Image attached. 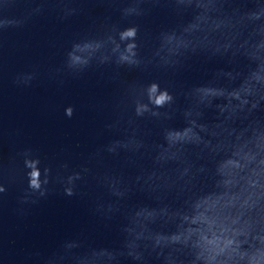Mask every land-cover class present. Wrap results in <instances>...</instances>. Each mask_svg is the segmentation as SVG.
I'll return each mask as SVG.
<instances>
[{"label":"water","instance_id":"95a60500","mask_svg":"<svg viewBox=\"0 0 264 264\" xmlns=\"http://www.w3.org/2000/svg\"><path fill=\"white\" fill-rule=\"evenodd\" d=\"M37 6L33 0H16L4 13L9 19L28 18L24 27L0 33V158L5 162L17 152L31 149L39 157L41 167L52 166L56 170L60 164L67 163L70 170H78L98 148L122 138V133L109 131L105 125L113 118L112 105L123 94L125 85L132 83L156 82L175 95L177 111L172 119L138 121L146 144L163 143L164 128L186 126L183 111L189 101L184 93L212 81L219 71L246 75L254 67L243 56L236 62L193 56L179 70L155 65L146 68L105 66L89 70L80 78L67 77L60 87L56 69L79 37L103 39L108 24L123 29L134 22L140 28L141 55L148 58L158 46L161 31L188 23L194 13L190 11L181 16L169 8H154L149 15L129 21L122 18L120 11L127 6L126 0L116 3L85 0L80 5L84 8L81 15L60 22L54 14L48 13L29 18ZM234 6L244 5L237 0ZM201 22L207 23V16H202ZM241 29L251 52V30L244 25ZM259 47L264 56V44ZM261 69L255 79H264V63ZM28 74L36 76L30 86L17 82ZM69 107L74 109L71 118L66 115ZM217 116L215 110L208 109L202 122L212 124ZM257 116L264 121V111ZM153 155L151 151L146 152L137 164L128 165L126 154L118 157L105 154L103 163L93 168L94 173L111 170L132 184L128 197L121 201V211L111 219L96 212L98 200L112 198L97 188L91 177L86 183L78 182L76 195L71 197L62 186H53L38 204L23 206L24 215L18 212L21 207L18 198L26 182L10 186L0 202V264H42V258L62 253L64 245L70 241L80 243L81 247L75 250L77 255L100 248L122 250L126 214L141 206H161L156 194L135 185L141 168L153 167ZM17 163L22 167L21 161ZM208 166L212 167V163ZM220 173L223 179L215 188L207 182L201 186V199L193 205L190 214L184 216L183 223L187 236L198 240L211 253L208 264H239L233 260L238 241L255 236L264 245V131L238 143L234 158L221 165ZM164 203L180 207L183 201L169 195ZM165 230L172 231L174 226ZM261 255L264 256V248ZM223 256L227 258H217ZM120 264L136 262L123 256ZM147 264H162V261L152 255Z\"/></svg>","mask_w":264,"mask_h":264},{"label":"clouds","instance_id":"9594fccd","mask_svg":"<svg viewBox=\"0 0 264 264\" xmlns=\"http://www.w3.org/2000/svg\"><path fill=\"white\" fill-rule=\"evenodd\" d=\"M33 2L38 6L29 18L48 13L64 22L84 12L80 5L85 0ZM126 2L127 6L120 11L122 18L129 21L149 15L154 8H169L181 16L191 11L194 15L186 24L161 31L157 37L158 46L148 58L141 55V44L138 42L140 28L134 22L123 29L116 24H108L103 39L79 37L72 42L63 64L56 69L58 86L63 87L67 77L80 78L89 70L105 66L146 68L155 65L166 70H179L193 56H203L208 60L227 59L229 62H236L243 56L254 67L246 75L219 71L212 81L184 93L189 101L188 108L183 111L186 126L164 128L163 143L146 144L138 121L172 119L177 111L175 95L156 82L148 85L132 83L125 85L123 94L112 105L113 118L105 125L109 131L122 133V138L98 148L90 155L87 164L78 170H70L67 163L60 164L56 170L52 166L41 167L39 157L31 149L17 152L7 162L0 158V202L10 186L26 182L18 198L21 205L19 214H26L23 206L35 205L45 199L53 186H62L65 194L71 197L76 195L78 182L86 183L91 177L97 188L106 191L112 198L98 200L96 212L105 219H111L121 211V201L128 197L132 184L126 182L123 175L111 170L94 173L93 168L103 163L105 154L113 157L126 154V164L135 165L146 152L154 153L153 167L150 170L141 168L140 174L135 177V185L156 194L161 206H141L126 214L122 250L100 248L77 255L75 250L81 245L78 241H70L64 245L62 253L42 258V264H120L123 256L131 258L136 264H147L152 255L162 264H208L211 253L198 240L187 236L183 218L201 199V186L205 182L215 188L223 179L221 165L234 158L235 146L243 139H251L264 131V121L257 116L264 111V79L254 78L262 72L261 64L264 63L259 47L264 44V0H240L243 7L234 6L237 0ZM15 3L16 0L0 3V17H3L0 18V33L10 28H22L27 23L28 18L9 19L4 15ZM202 16H207V23L201 22ZM241 25L251 30V52L246 46ZM34 79L35 74H28L18 78L17 82L30 86ZM208 109L218 113L212 124L202 122ZM73 113L72 107L66 109L69 118ZM18 161L22 162V167H18ZM209 162L212 167L208 166ZM169 195L182 200L181 206L164 203ZM169 226H174V230H165ZM235 246L237 254L233 257L234 261L239 264H264V256L261 255L264 245L255 236L246 237ZM217 258L226 259L227 256Z\"/></svg>","mask_w":264,"mask_h":264}]
</instances>
